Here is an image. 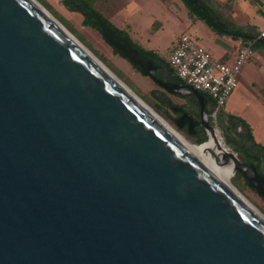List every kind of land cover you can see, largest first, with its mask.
Listing matches in <instances>:
<instances>
[{"label": "water", "instance_id": "1", "mask_svg": "<svg viewBox=\"0 0 264 264\" xmlns=\"http://www.w3.org/2000/svg\"><path fill=\"white\" fill-rule=\"evenodd\" d=\"M74 2L165 91L196 95L205 118L201 91L160 79ZM186 122L193 134L191 115L175 119ZM222 149L264 197V175ZM0 264H264V216L39 4L0 0Z\"/></svg>", "mask_w": 264, "mask_h": 264}, {"label": "rangeland", "instance_id": "2", "mask_svg": "<svg viewBox=\"0 0 264 264\" xmlns=\"http://www.w3.org/2000/svg\"><path fill=\"white\" fill-rule=\"evenodd\" d=\"M39 1L46 7L49 6L51 10L48 7L47 8L52 13L54 12L62 17L65 23H63L58 17L57 18L143 101L177 128L173 118L170 117V114H172L171 111H168V107L161 102L158 96L164 95L165 97L170 98L174 103L182 104L186 106V108H189V103L186 99L168 93L162 87L157 85L149 76L136 69L128 59L116 53L113 46L108 43L102 33L98 29L86 25L84 23L83 14L69 9L64 3V0ZM162 1L151 0L142 8V12L139 11L140 13L134 11L135 5L133 4L123 7L122 4H119L118 6H106L102 3H98L95 7L119 29L124 28L128 30V26L133 23L134 29L132 35H137V33H135V31H137L139 37L142 38L139 39L134 37L133 39L140 45L147 43L144 41V38H148L147 35L150 34V32L147 31V25L148 23L151 25L153 23L152 30L150 31L151 33L155 32L156 35L153 37L152 43L157 45V49L153 51L166 61H169L171 53L178 45L179 39L184 33L197 39V41L203 46H205L204 42L207 40L208 36H210L215 44L226 48L229 46L226 44V40H235L232 36L213 29L204 21L196 17H190L189 10L181 0L163 1L167 5L166 11H164L162 7V5H164V3L162 4ZM209 1L219 12L220 16L229 23L235 24L239 27L252 25L261 33L264 32V0ZM178 2L188 11V17L185 18L184 15H182L184 11L181 10H179L181 15L176 17L170 15L179 9ZM163 13L166 14L167 20L164 21V27L160 30V20L153 22L150 19V16L161 15ZM120 24L124 27H121ZM255 42L256 40H254V43L253 41L249 42V44H255ZM217 45V51L222 50ZM217 51L210 52L215 58L226 61L222 56L217 54ZM245 64L246 67L243 68V73H240L237 77L240 84L235 90L234 99L231 103L228 102L226 106H224L223 111L240 115L248 123H251L250 125H253L252 130L254 129L256 131L255 135L257 139L259 142L264 143V141L260 139V131H264V86H262L264 81V42H259L256 47L253 46V54L246 60ZM214 127L216 128L217 134L221 138L223 145L234 151L226 143L219 127L216 125H214ZM177 129L190 141L195 143V138L190 137L185 131L179 128ZM229 178L232 183L264 213V198L251 186H248L244 179L237 178L236 174L231 175L230 173Z\"/></svg>", "mask_w": 264, "mask_h": 264}, {"label": "trees", "instance_id": "3", "mask_svg": "<svg viewBox=\"0 0 264 264\" xmlns=\"http://www.w3.org/2000/svg\"><path fill=\"white\" fill-rule=\"evenodd\" d=\"M79 1L82 3L83 6H85L87 9L94 12L98 16H100L102 19L108 22L112 27L118 29L129 40V42L135 48H137L141 53L154 59L159 64L157 70V76L160 79L172 83L186 84L181 78L176 76L173 69L166 60L159 57L153 50L146 49L142 45L136 43L126 30L117 28L98 9H96L95 6L97 0H79ZM181 1L186 5L187 9L189 10L190 17H196L204 21L213 29L221 33L232 36L235 40H239L242 44H249V42L252 41L254 42V40H256L255 44H253V46L256 47V45L259 42H264V37L259 38L261 32L258 31V29L255 26L250 25L247 27H239L235 24L229 23L220 16L219 12L210 3L209 0H181ZM64 3L67 5L69 9L82 13L84 16V23L86 25L92 26L101 32V29L98 26L94 17L84 12L82 7H79L75 4L74 0H64ZM47 7L51 10L49 6ZM54 14L63 23H65L62 17L58 16V14L56 13ZM113 49L116 53L125 57L122 51H120L115 47H113ZM133 66L142 72L141 68L138 65L133 64ZM202 93L205 96H208L205 92ZM175 96L186 99L187 102L189 103V108H186V106L182 104L174 103L170 98L165 97L164 95L158 96L161 102L168 107V111H171V113L173 114V115L170 114V117L173 118L174 122L175 119L180 115V112H177L174 109L175 106L181 107L183 108L184 111H188L195 116L200 115L201 104L196 95H187V96L175 95ZM215 125L219 127V129L223 133L226 143L238 154L239 158L242 161H249L253 163L257 171L264 175V144L256 141L250 123H248L240 115L220 111L217 116ZM207 139H208L207 136L203 134L200 137H198V139H196L195 143H197L198 145L205 142ZM236 177L244 179L245 183L248 186H250L248 180L243 176V174L240 171H237Z\"/></svg>", "mask_w": 264, "mask_h": 264}, {"label": "built area", "instance_id": "4", "mask_svg": "<svg viewBox=\"0 0 264 264\" xmlns=\"http://www.w3.org/2000/svg\"><path fill=\"white\" fill-rule=\"evenodd\" d=\"M253 43L242 45L234 60L226 62L215 58L197 39L184 33L167 62L186 84L205 92L214 101L216 112H220L239 85L237 77L253 54Z\"/></svg>", "mask_w": 264, "mask_h": 264}, {"label": "bare ground", "instance_id": "5", "mask_svg": "<svg viewBox=\"0 0 264 264\" xmlns=\"http://www.w3.org/2000/svg\"><path fill=\"white\" fill-rule=\"evenodd\" d=\"M39 4L61 27H63L77 42H79L89 53H91L107 70H109L122 84H124L138 99H140L153 113H155L164 123H166L190 148V150L207 166L211 169L219 172L229 180L231 186L245 199L247 200L261 215L264 213L252 203L230 180L229 176L235 174L233 162L228 164L224 163L222 149L223 142L219 137V142L215 140L212 134L205 143L195 144L190 141L185 135H183L177 128H175L168 120L157 113L153 108H151L145 101H143L127 84H125L97 55L93 53L76 35H74L71 30L65 26L45 5H43L39 0H34ZM219 136V135H218ZM221 145V146H220Z\"/></svg>", "mask_w": 264, "mask_h": 264}, {"label": "crops", "instance_id": "6", "mask_svg": "<svg viewBox=\"0 0 264 264\" xmlns=\"http://www.w3.org/2000/svg\"><path fill=\"white\" fill-rule=\"evenodd\" d=\"M151 0H97L96 1V5L98 4V3H102V4H104V5H106V6H110V5H119V4H122V6L124 7V6H128V5H131V4H133V5H135V8H134V11H140V12H142V8L144 7V6H146V4L147 3H149ZM160 1H162V0H160ZM164 3V5H162V7H163V9H164V11H166L167 10V5H166V3L165 2H163L162 1V4ZM178 4H179V2H178ZM121 6V7H122ZM120 7V8H121ZM119 8V7H118ZM179 10H181V11H184L183 12V14L182 15H184V17L186 18V17H188V11L184 8V6L182 5V4H179V9L176 11V12H174V13H171L170 15H173V16H178V15H181V13L179 12ZM117 11V10H116ZM139 12V13H140ZM116 13V12H115ZM131 13V12H130ZM157 16V17H156ZM150 19L154 22V21H156V20H160V25H159V28H160V30L164 27V21H166L167 20V17H166V14L165 13H163V14H161V15H151L150 16ZM127 23H128V21H127ZM129 24V23H128ZM120 26L121 27H124V26H122L121 24H120ZM131 26H132V28H131ZM129 27V29L127 30V29H124V30H126L129 34H131L132 35V33H133V23H131V25L130 26H128ZM147 31H149L150 32V34L149 33H147V34H149V35H147L148 36V38H144L145 40L144 41H146L147 43H144V44H142V46L144 47V48H148V49H152V50H156L157 49V45H155V44H153L152 42H153V37H155V32H153V33H151V31L150 30H152V27H153V23H152V25L150 24V23H148V25H147ZM135 33H137V35H132L131 37L132 38H134V37H137V38H139V39H142V38H140L139 37V34H138V32L137 31H135ZM225 40V39H224ZM227 41V43L226 44H228L229 46H228V48H226V47H221V46H219V45H217V44H215L214 43V41H212V39L210 38V36H208L207 37V40H205V46H206V48L208 49V50H210L211 52H216L217 51V47H216V45L220 48V49H222V50H218L217 51V54L219 55V56H222V58H224L225 60H226V62H232L233 60H234V58L236 57V55H237V53H238V50H239V48L242 46V45H245V44H242L239 40H226ZM244 67H246V64L244 65ZM243 67V68H244ZM243 69H242V72L241 73H243ZM241 77H242V75H241ZM240 84V83H239ZM253 84H255V83H253ZM262 86H264V81H263V83H262ZM236 90V89H235ZM234 93H235V91L232 93V95L230 96V98L228 99V101H227V103L229 102V103H231L232 101H233V99H234ZM226 103V104H227ZM226 106V105H225ZM223 111V110H222ZM229 113H232V112H229ZM251 124V123H250ZM251 126H253V125H251ZM255 133H256V131L253 129V134H254V137H255V139H256V141H258L259 142V140L257 139V137H256V135H255ZM260 139L261 140H263L264 141V131H260ZM259 143H261V142H259ZM262 144H264V143H262Z\"/></svg>", "mask_w": 264, "mask_h": 264}, {"label": "flooded vegetation", "instance_id": "7", "mask_svg": "<svg viewBox=\"0 0 264 264\" xmlns=\"http://www.w3.org/2000/svg\"><path fill=\"white\" fill-rule=\"evenodd\" d=\"M206 97H207V102L205 105V109H206L205 118H203L202 112H200L199 116H195L192 113L188 111H184V110H182L180 112V115L178 116L180 117L184 112H187L189 115L193 117L195 121L194 127L192 129L194 131L193 134L190 133L189 122H186L185 125L179 129L185 131L190 137L195 138V140L198 139V137H200L203 134L207 136V127L208 126L214 127L217 116L219 114V112H216V106L214 107L215 105L214 101L209 96H206ZM205 122L208 126L205 124Z\"/></svg>", "mask_w": 264, "mask_h": 264}]
</instances>
